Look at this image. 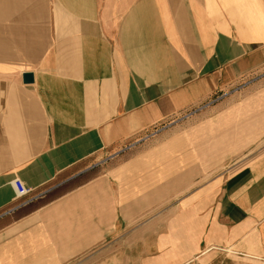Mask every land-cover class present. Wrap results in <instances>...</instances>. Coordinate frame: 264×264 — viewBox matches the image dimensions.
<instances>
[{
    "label": "crops",
    "instance_id": "crops-1",
    "mask_svg": "<svg viewBox=\"0 0 264 264\" xmlns=\"http://www.w3.org/2000/svg\"><path fill=\"white\" fill-rule=\"evenodd\" d=\"M263 71L264 0H0V264H264Z\"/></svg>",
    "mask_w": 264,
    "mask_h": 264
},
{
    "label": "rangeland",
    "instance_id": "rangeland-1",
    "mask_svg": "<svg viewBox=\"0 0 264 264\" xmlns=\"http://www.w3.org/2000/svg\"><path fill=\"white\" fill-rule=\"evenodd\" d=\"M262 85H264V71L262 73H258L244 80H241L239 83L232 86L227 91L226 94L222 95L219 98H216L215 101L220 102V103H230L234 101H240L245 96H248L250 92L258 89ZM217 111H219V109H215V105H213V106L207 107L206 110L202 112L197 111L196 115H194V113H191L190 115H188V117H190L191 115H193L194 118L204 117V116L214 117ZM185 117H187V115ZM86 255H88L86 258V264H94V262H96V253L89 252ZM82 257H85V255H83ZM78 261H79V258H76L70 261V263L68 264H78Z\"/></svg>",
    "mask_w": 264,
    "mask_h": 264
},
{
    "label": "built area",
    "instance_id": "built-area-1",
    "mask_svg": "<svg viewBox=\"0 0 264 264\" xmlns=\"http://www.w3.org/2000/svg\"><path fill=\"white\" fill-rule=\"evenodd\" d=\"M13 185L18 196H25L28 193L27 188L19 178L13 180Z\"/></svg>",
    "mask_w": 264,
    "mask_h": 264
},
{
    "label": "water",
    "instance_id": "water-1",
    "mask_svg": "<svg viewBox=\"0 0 264 264\" xmlns=\"http://www.w3.org/2000/svg\"><path fill=\"white\" fill-rule=\"evenodd\" d=\"M23 80H24V82H32L33 74L30 72L24 73L23 74Z\"/></svg>",
    "mask_w": 264,
    "mask_h": 264
}]
</instances>
